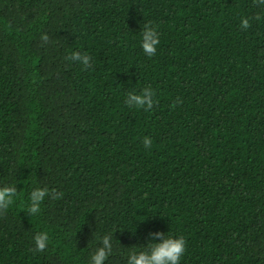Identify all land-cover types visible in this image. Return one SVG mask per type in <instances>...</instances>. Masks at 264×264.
Masks as SVG:
<instances>
[{
  "label": "trees",
  "instance_id": "16d2710c",
  "mask_svg": "<svg viewBox=\"0 0 264 264\" xmlns=\"http://www.w3.org/2000/svg\"><path fill=\"white\" fill-rule=\"evenodd\" d=\"M144 87L151 109L125 104ZM7 186L0 264H89L105 235L128 264L156 231L184 237L180 264H264V0H0Z\"/></svg>",
  "mask_w": 264,
  "mask_h": 264
},
{
  "label": "clouds",
  "instance_id": "9594fccd",
  "mask_svg": "<svg viewBox=\"0 0 264 264\" xmlns=\"http://www.w3.org/2000/svg\"><path fill=\"white\" fill-rule=\"evenodd\" d=\"M240 27L247 29L249 27V20L241 18ZM42 39L47 40V37ZM160 43V36L156 28L145 25L142 30L140 38V46L145 55H155L157 46ZM70 62L79 64L82 69L90 66V56L82 54L77 51L71 52L66 57ZM154 91L151 87H144L139 92L132 91L127 94L125 104L133 108H143L145 111L151 109L154 104ZM141 143L145 149H149L152 141L149 137H143ZM16 195V188L14 186H7L0 188V205H8L12 203ZM46 195H49L48 188H35L29 195V205L27 212L30 215H35L40 210V205ZM52 198L59 197L55 192H52ZM34 242L37 250L45 248L48 242L47 233H38L34 237ZM101 245L91 255L89 264H104L105 258L111 250L110 236H103L101 238ZM186 249V241L183 236H173L171 234L162 233L160 231L149 233V242L145 245L144 250L138 253L130 254L128 257V264H180L181 257Z\"/></svg>",
  "mask_w": 264,
  "mask_h": 264
}]
</instances>
